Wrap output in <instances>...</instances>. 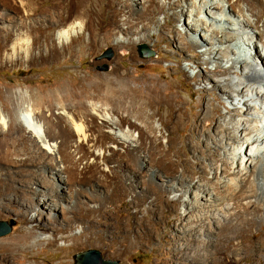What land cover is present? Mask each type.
<instances>
[{"label": "bare ground", "instance_id": "bare-ground-1", "mask_svg": "<svg viewBox=\"0 0 264 264\" xmlns=\"http://www.w3.org/2000/svg\"><path fill=\"white\" fill-rule=\"evenodd\" d=\"M166 1L177 4L178 13L175 14L183 18L189 42H183L182 49L201 51L200 59L210 66L207 70L211 76H203L201 81L205 83V87L201 89V93L206 96L207 93L218 91L214 98L219 101V105L209 103L203 96L199 103L203 110L195 113L191 108L181 106V98L177 96V104L169 106L168 118L176 128L180 130L191 127V134L198 136L199 145H207L211 149L209 155L202 154L199 149H196L198 154L195 152L199 168L206 169L211 178L198 180L195 173L190 174L189 168L182 164L183 160L178 155L182 168L174 179L162 185L169 189H162L158 195L160 200H164L166 194L174 198L180 194L172 202H179L185 210L178 220L180 234L197 232L196 235L199 234L200 238L201 234L208 236L210 227L214 224L221 231L215 244L217 252L222 254L221 264H242L250 258L252 260V257L247 255L233 261L226 255L232 250L233 239L237 238L239 241L236 251L240 255L245 252L246 245L251 249L253 240L259 237L253 228L256 225L264 227V0ZM134 2L141 11H156V8L150 10L149 4L153 0ZM115 14L118 17V11ZM132 19H126L125 23L130 24L127 29L120 27L122 34H131ZM83 28V23L60 28L57 37L63 43L62 48L55 47V42H50L47 37L43 43L35 39L32 47L42 49L46 46L49 53L42 55L43 58H51L60 54L59 51L69 52L71 46L67 43L68 40ZM48 29L50 28L45 25H38L27 32L14 30L16 45L23 44L24 49L26 46L28 49L31 46V33L35 30L44 33ZM117 46L123 48L127 44L121 42ZM193 63L198 64V61ZM100 77L88 74L70 86L66 83L57 86L56 91H51L49 98L52 99V104L47 113L37 112V103L31 96L30 105L18 116L7 104L8 97L0 93V206H19L21 197L33 195L36 204L34 211L40 212L42 206H46L51 212H54L53 209L59 212L65 209L71 213V216L63 220L55 215L53 224L63 227L61 231L56 227L42 225L45 228L43 230L52 231L53 239L48 245L57 242L59 236L63 241L71 242V245L62 249L57 264H70V254L74 250L87 244L103 242L102 236L88 227H83L80 234L69 233L80 214L90 218L96 212L95 208H79L77 205L71 211L66 207L74 206L79 195L78 190L71 188L77 183L75 175L79 176L82 167L89 166L91 162L99 164L104 151L110 149V146L105 145L107 139L112 145H116L111 150L112 153L126 159L125 177L132 182H140V175L145 174V170H148L146 177L150 181L160 177L156 173L161 169L153 160L159 163L170 161V152L174 148L173 136L169 135L165 145L161 142L162 137L157 135L159 126L149 125L152 115L143 116V106L146 109L155 107L156 113L160 112V107L156 106L162 101L160 92L151 89L150 85L132 90L129 87L131 75L122 73L118 68L105 77L107 83H103ZM199 77L197 75L195 79ZM103 89L108 91L107 99L111 100L112 105L104 103L99 94L88 93L89 90L101 92ZM68 99L73 100L75 105L70 107L66 103ZM136 99L143 101H139V109L133 107ZM54 101H61L58 112L54 110ZM128 102L132 106H128ZM222 102L229 105L228 113L223 114L220 106ZM132 114L136 115L140 125L133 122ZM219 114L221 116L217 119ZM89 115L92 121L102 120L99 130L88 123ZM60 124L70 134L68 140L57 134ZM162 125L168 130L166 122ZM27 144L29 145L26 146ZM120 147L126 148L125 153L118 149ZM137 155L139 157L136 163L132 162ZM170 163L177 166L174 162ZM18 176L21 179H17ZM14 183H21L24 189H15ZM116 194H126L121 182H116ZM144 194H150V191L147 190ZM9 195L14 198H7ZM189 196L194 197L192 201L186 200ZM17 199L19 202L13 201ZM141 203L137 194L132 197L131 204L135 207L141 206ZM166 203L171 205L170 199ZM192 209H196L194 214H191ZM230 221L233 223L227 225ZM20 222L27 225L36 220H29L24 216ZM117 227L122 228L120 222ZM36 229V226L30 231L21 229L16 236L0 241V264H26L29 261L39 264L43 252L32 253L25 249L29 239L35 236ZM188 241L191 243V238ZM200 245L204 248H187L185 245L180 247L184 250L175 248L177 252L169 255V258L158 260L157 264H163L164 261L212 264V252L207 249L210 245L214 246L212 239L202 238ZM186 248L192 251L187 253ZM258 248L264 252V242L258 244ZM127 249V246L124 247L123 253ZM258 261L264 264L263 255Z\"/></svg>", "mask_w": 264, "mask_h": 264}, {"label": "rangeland", "instance_id": "rangeland-1", "mask_svg": "<svg viewBox=\"0 0 264 264\" xmlns=\"http://www.w3.org/2000/svg\"><path fill=\"white\" fill-rule=\"evenodd\" d=\"M174 3L177 2L174 1ZM149 5H151L150 10L156 8V11L150 13L141 11L135 5L134 0H0V93L8 97L7 104L16 111L18 116L30 105L31 96L37 103V112L39 110L47 113L52 104V99L49 97L61 84L66 83L70 86L88 74L100 75V80L107 83L105 77L118 68L122 73L131 75L132 81H130L129 87L132 90L150 85L151 89L160 92L162 101L156 105L160 107V114L156 113L155 107L146 109L143 106L145 109L143 116L152 115L149 125L159 126L157 135L162 137V143L164 142L166 145L169 135L173 136L174 148L170 152V161L176 163L177 166H172L170 161L159 163L153 160L154 164L161 169L159 173H156L160 177L157 175L158 177H155L153 181L146 177L148 170H145V174L142 176L140 175V182H132L130 178L125 177L127 173L126 159L112 153L111 150L116 148V145H112L109 139L105 141V145L110 146V149L104 151L99 164L91 162L89 166L82 167L79 176L75 175L77 183L71 188L78 190L79 195L76 204L66 208L73 211L78 205L79 208H95L96 212L90 218L80 214L72 228L73 231L70 230L69 233L80 234L83 227H88L92 232L100 234L103 242L87 244L74 250L70 254V264H76L78 255L91 250L99 251L104 260L116 261L119 264H157L158 260L169 258L172 253L177 252L175 248L184 250V248H180L183 245L187 248L197 249L199 246L204 248L200 245L202 238H210L213 241L214 246L210 245L207 248L212 252V264L222 263V254L217 252V248L215 249L220 229L213 224L208 236L201 234V238L199 234L196 235L197 232H191L190 234L193 236L180 234L181 226L179 227L178 220L185 210L179 202L172 204L180 194L177 198L166 194L164 200H160L158 195L162 189V191L169 189L165 186L163 188L162 185L166 181L174 179L182 168L177 158L178 155L183 160L182 164L189 168L190 174L195 173L198 180L204 181L211 178L208 176L207 170L199 168V161L195 160L196 149H199L204 155L211 154V149L207 148V145H199L198 136L191 134V127L180 130L176 128L168 118L169 106L177 104L176 100L180 97V105L191 108L196 113L203 110L199 103L204 97L206 101L215 105H219V101L214 98L218 91L207 93L206 96L201 93V89L205 87V83L201 80L203 76H211L207 70V67L210 68V66L204 64V61L200 59L202 58L201 51L182 49L181 45L183 42H189V37L183 27V18L181 19L175 14L177 4L173 5L171 1L166 0H153ZM117 11L118 17L115 14ZM128 17L133 18L130 35L120 32V27L127 29L130 26L125 23ZM82 23L83 30L73 34V38L67 42L71 46L69 52L59 51L60 54L57 53L56 56L43 58L42 55L46 56L49 49L46 46L42 49L32 47L35 39L43 43L48 38L50 42H55V47L62 48L63 43L59 42L57 37L60 28ZM38 25H45L50 29L44 33L33 31L30 35L31 46L28 49L27 46L24 49L23 44L16 45L14 30L27 32L31 27ZM121 42H125L127 46L119 48L117 44ZM141 45H147L150 50L155 52V56L149 59L142 58L138 52ZM109 49L114 52V56L110 60L102 58ZM192 61L195 63L198 61V64H194ZM197 75L200 77L195 79ZM88 93L99 94L104 103L112 105L111 100L107 99L109 94L106 89L101 92L89 90ZM139 101L143 103L136 99L133 105L135 109L140 108ZM66 103L70 107L75 105L70 99L66 100ZM53 104L55 111L60 109L61 101H54ZM127 104L132 106L129 102ZM220 106L223 114L228 113L229 105L227 103L222 102ZM240 107L238 106V108ZM204 111H207V107ZM122 112L124 115H128L124 110ZM220 116L221 114L217 115V119ZM87 119L88 123L93 125L96 130L101 128V119L92 121L91 115ZM131 119L140 125L135 114H132ZM164 122L168 124L169 131L162 125ZM57 134L65 140L70 138V134L62 124L57 129ZM118 149L122 153L126 151V148ZM196 154L198 153L196 152ZM138 157L137 155L132 162L136 163ZM17 179H21V177L18 176ZM116 182L123 184L126 194H116ZM13 185L15 189H24L21 183ZM147 190L150 191V194H144ZM136 194L142 200L139 207L131 204L132 197ZM7 198L11 199L14 196L9 195ZM193 198V196H189L186 200L192 201ZM169 199L171 205L166 203ZM13 201L19 202V199ZM0 203H2L1 197ZM18 204L19 206L4 207L2 204L0 206V222H6L12 226L11 233L0 237V241L16 236L21 229L30 231L33 226H36L35 236L29 239V244L25 246V249L32 253L43 252L39 264H45V262L57 264L62 249L71 245V242H65L59 236L57 242L48 245L53 239L52 231L43 230L45 229L43 226L49 225L60 230L63 227L53 224L55 215L63 220L67 216H71V213L65 209H61L60 212L53 209L54 212H51L47 210L49 207L46 206H42L40 212L34 211L36 204L33 195L21 197ZM195 210L192 209L191 214H194ZM258 214L261 216L260 211ZM24 216L29 220H36V222L22 225L20 219ZM118 222L122 226L121 229L117 227ZM232 223L233 221H230L227 225ZM253 230L259 234V237L253 240L251 249H248L249 245H246L245 252H241L240 255L236 251L239 241L237 238L233 239L232 250L226 254L229 255L230 260L236 261L250 255L252 260L250 258L242 264H251V262L260 264L258 260L263 255L264 263V252L259 251L258 248V244L264 242V227L256 225ZM189 238H191V243L188 241ZM126 246L128 249L123 253ZM187 248V253L192 251ZM26 264L35 263L29 261ZM163 264L195 263L164 261Z\"/></svg>", "mask_w": 264, "mask_h": 264}, {"label": "water", "instance_id": "water-1", "mask_svg": "<svg viewBox=\"0 0 264 264\" xmlns=\"http://www.w3.org/2000/svg\"><path fill=\"white\" fill-rule=\"evenodd\" d=\"M139 55L144 59H149L155 56V52L150 50L147 45H141L138 49ZM114 56V52L109 49L103 55L102 58L111 59ZM12 226L6 222H0V237L10 234ZM77 264H119L116 261H106L103 259L102 254L99 251L91 250L82 253L76 257Z\"/></svg>", "mask_w": 264, "mask_h": 264}]
</instances>
